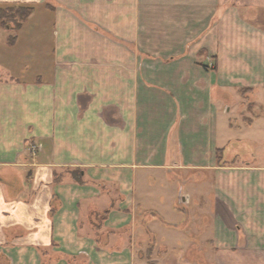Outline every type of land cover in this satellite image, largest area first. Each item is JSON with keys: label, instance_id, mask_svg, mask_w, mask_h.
<instances>
[{"label": "crops", "instance_id": "crops-1", "mask_svg": "<svg viewBox=\"0 0 264 264\" xmlns=\"http://www.w3.org/2000/svg\"><path fill=\"white\" fill-rule=\"evenodd\" d=\"M46 2L52 58L0 70V264H140L134 206L162 256L264 264V0H0Z\"/></svg>", "mask_w": 264, "mask_h": 264}, {"label": "rangeland", "instance_id": "rangeland-1", "mask_svg": "<svg viewBox=\"0 0 264 264\" xmlns=\"http://www.w3.org/2000/svg\"><path fill=\"white\" fill-rule=\"evenodd\" d=\"M46 6V7H45ZM33 7L34 12L33 14L25 20V22L21 26V30L15 32L13 31V27H16L22 22V19L19 16V12H22V10L26 11L28 8ZM0 24L8 27H0V44L6 46V50L8 54L14 55L16 57L12 56V61L10 62L9 68L7 67L6 71L2 68H0L2 73H7V71L11 72L12 67H16L17 57L23 56L25 51L27 50V54L29 56V59H31V55L33 56H43L44 58H52V49L54 47L55 43V36H54V29H53V7L50 5L49 2H46L43 4H22V3H0ZM24 11V12H25ZM10 18H7V17ZM12 36V38L10 37ZM13 36H16L18 38V44H16L15 47H13V50L10 49V46L8 45L9 37L11 40H13ZM1 37L3 39H1ZM17 40V39H16ZM16 40L13 41V43L16 42ZM34 69V68H33ZM33 145H30L31 147ZM40 146V145H39ZM30 147V151H31ZM40 149V148H39ZM38 152V151H37ZM36 152V153H37ZM32 153V152H31ZM35 153V154H36ZM34 154V155H35ZM141 178L139 183L137 184L138 192L145 195L146 192H151L152 194V176H148L147 179ZM161 182H157L156 187L159 188L161 185H159ZM173 194H176L172 190ZM177 192V191H176ZM179 193V191H178ZM178 202V200H177ZM181 206V215L184 216V220L178 222L180 224L179 227H175V239L172 241L173 244L176 245L177 248L180 247V245H184L186 241H191L193 237L191 234H188V231L191 227L186 228V220L189 216V211L184 210L186 206H183L182 203L178 202V205ZM137 208L132 207V209H125L126 213H134L136 219L137 225L135 226L137 235L140 237H137V240L135 241V244L137 245V250L139 251L138 256L141 257L142 260H140V264H198L201 261V258L196 256V253H194L193 256H180V249L178 250H171V256L166 255L162 256L161 254L163 252H158L157 245L159 244V241H156L155 239H152V234H149L145 228L150 227L152 225L147 224L152 220V210L148 209H142L138 206H134ZM195 210H193L194 212ZM192 212V211H191ZM130 213V215L132 214ZM168 214H166V217ZM160 221H163L159 219ZM168 219L167 222L163 221L164 224H168L170 221ZM141 224V225H140ZM169 226V225H168ZM131 231V230H130ZM127 237V236H126ZM195 240V238H194ZM134 243V242H132ZM134 247V246H132ZM136 250V249H135ZM136 250V253L138 251ZM194 252V251H192ZM159 254L161 256H159ZM170 254V253H169ZM212 258L210 257H204L203 263L204 264H212L211 261ZM137 261V259H136ZM138 262V261H137ZM202 264V262H201Z\"/></svg>", "mask_w": 264, "mask_h": 264}, {"label": "trees", "instance_id": "trees-1", "mask_svg": "<svg viewBox=\"0 0 264 264\" xmlns=\"http://www.w3.org/2000/svg\"><path fill=\"white\" fill-rule=\"evenodd\" d=\"M24 11L22 10V12L18 13L20 18L22 19V22L19 25H17L16 27H13L14 28L13 31H15V32L19 31L21 29L22 24L25 22V20H27L33 14L34 8L30 7L25 12ZM0 15H1V10H0ZM7 18H10V17L8 16ZM0 27H8V25L4 26V25L0 24ZM10 37L12 38V36H10ZM10 37H9V41H10L9 43L13 44V41L16 40L17 38H16V36H13V40H11Z\"/></svg>", "mask_w": 264, "mask_h": 264}, {"label": "built area", "instance_id": "built-area-1", "mask_svg": "<svg viewBox=\"0 0 264 264\" xmlns=\"http://www.w3.org/2000/svg\"><path fill=\"white\" fill-rule=\"evenodd\" d=\"M39 148H40V146H38V145H33V146L31 147V152H32V154H35V153L39 150Z\"/></svg>", "mask_w": 264, "mask_h": 264}]
</instances>
